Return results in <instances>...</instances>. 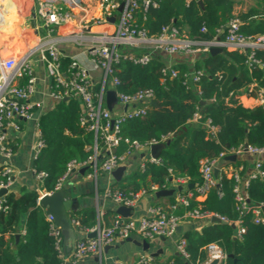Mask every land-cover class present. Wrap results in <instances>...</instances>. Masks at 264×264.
<instances>
[{"label":"trees","instance_id":"obj_1","mask_svg":"<svg viewBox=\"0 0 264 264\" xmlns=\"http://www.w3.org/2000/svg\"><path fill=\"white\" fill-rule=\"evenodd\" d=\"M254 1V7L239 14L243 23L241 32L246 36L264 34V0ZM234 3V0H160L156 7L148 8L144 14L138 13L137 23L152 35H158L163 26L173 25L180 33L186 28L188 37L210 40L233 16ZM202 26L207 28V32H200ZM202 54L194 66V70L203 73L199 81L200 94L184 84L187 71L183 66H172L178 70L175 78H163L161 68L164 64L158 61L157 55L146 65L121 60L115 66V76L121 81L119 89L122 92L130 94L140 89H152L156 103L149 104L144 116L122 122V138L145 144L151 140L161 142L164 137H170V142L160 151V162L144 161L142 168L129 172L111 186L125 194L140 190L152 192L151 186L161 189L175 178H185L187 184L191 183L193 187L180 191L179 194L186 197L188 203L186 206H176V214L197 209L200 213L221 216L228 222L240 218L241 226L245 229L240 238L235 237L236 229L230 224L217 222L201 230L185 232L182 237L186 240L189 253L187 263L176 255L167 264L203 262L207 257L205 248L210 244L218 245L226 254L223 264H264V220L256 223L251 209L239 215L233 192L234 179L224 171L225 166L242 164L243 169L239 173L244 175L246 164L240 160L224 162L217 174L219 187H211L201 201L197 200L196 191L201 182V159L216 158L220 152L243 143L264 146V109L260 106L244 107L230 97L231 92L245 90L252 82L264 89V69L248 67L246 54L238 51L223 48L219 53ZM255 57L264 61V49H256ZM70 61L69 58H61L63 71L67 70ZM100 90V84L93 86L94 93ZM200 100L204 103L201 104ZM82 112L79 100L68 97L56 101L51 109L40 114L37 125L43 145L33 159L32 167L35 173L42 172L44 176L37 190L17 194L9 189L3 195L2 203L7 209L0 210V264H61L53 238L49 235V223L39 205V191L54 192L70 161L84 163L92 155L94 134L80 124ZM196 112L201 117L193 121ZM206 119L217 127L214 138L209 136L204 125ZM128 148L129 145L122 140L115 152L122 154ZM260 169L262 175L249 180L245 193L253 206L259 204L264 217V160H261ZM89 171H92V167ZM147 177L149 185L146 184ZM188 193L191 195L188 196ZM168 199L170 205H176L172 196ZM113 213L109 210L103 214V218ZM23 218L25 233L18 241L15 253L9 242L13 241ZM71 218L86 228L95 225L97 215L95 210L88 209L72 212ZM114 218L107 223L108 226ZM6 234L10 235L9 240L4 238ZM230 254L232 257H229ZM37 257L38 262L35 261Z\"/></svg>","mask_w":264,"mask_h":264},{"label":"built area","instance_id":"obj_2","mask_svg":"<svg viewBox=\"0 0 264 264\" xmlns=\"http://www.w3.org/2000/svg\"><path fill=\"white\" fill-rule=\"evenodd\" d=\"M160 0H99L100 9L105 18H108L111 13L122 5L119 11L117 26L112 32H100L92 37L93 42L88 48L89 61L99 67L102 72V80L100 82L101 90L99 93L93 92V84L89 75V70L83 65L79 59L72 58L66 71L61 68V54L58 51L55 43L48 40L53 33L57 24L65 23L73 20V13L59 9L55 2L49 0H38L37 15L45 29L44 39L40 40L35 49L22 55H0V155L7 161L13 154V146L11 143L12 134H17L21 130V120H26L32 117V106L29 102V97L34 92L35 78L32 75L29 58L34 51H38L40 59L44 62L47 76L51 80L50 96L56 102L58 100L73 97L77 98L82 106L83 112L80 118V124L85 126L87 130L94 134L93 153L84 163L74 160L67 164L66 172L61 177L55 186V190L61 188L63 179L74 169L82 167L86 164L91 165L93 172L89 176H96L97 169L105 174H110L117 166L124 164L135 154L148 151L150 146L159 143L156 140H151L145 144L130 142L127 138H122L120 134V126L125 119L144 116L148 110L150 102L153 100L152 89H140L133 93H124L120 88L121 81L115 76V66L121 60H128L134 64L146 65L153 58L155 50L162 51L166 54H175L179 52L194 53L199 50L208 52L212 46H221L227 50L238 51L246 54V64L248 67L258 66L264 69V61L255 57L256 49H264V34L246 36L241 32L243 24L238 14L227 21L221 36V31L213 36L210 40H203L198 37L196 40H191L184 37L179 30L173 25H166L161 28L158 35L149 34L147 29L137 23V14H144L148 8L156 7ZM86 17L82 16L81 23ZM82 27V26H81ZM200 32H207V28L202 26ZM220 35V36H219ZM219 36V37H218ZM195 43H202L201 48H197ZM130 46L132 48H140L142 46H151L154 51L142 53L122 52L121 47ZM163 78H175L178 70L170 65H164L161 68ZM201 70H194L191 73H185L184 84L187 88H194L197 94H200L199 81L202 77ZM23 81V83H21ZM109 82L115 92L116 101L125 106L126 109L118 114H113L105 103L104 87ZM230 97L233 102L246 106V100L253 99L254 106H260L264 109V89L256 83H250L245 90L231 92ZM253 106V107H254ZM200 114L196 112L192 118L193 121L200 119ZM204 125L208 129L209 136L215 137L217 127L211 124L210 119L204 121ZM39 134V131H38ZM169 137H164L161 142H164ZM124 141L129 145L127 151L122 154H116L113 150L119 145L120 141ZM43 145L40 137L36 144L37 151ZM234 154L236 157L243 154H248L254 157L252 168L247 172L244 178L240 175V170L231 165L225 166L224 171L234 179L233 192L235 201L239 210V215L248 210H252L254 221L256 223L263 221V215L260 211L259 204L253 206V203L248 199L245 188L250 179L261 176L260 169L261 160L264 157V146L255 147L243 143L236 148L228 151H222L216 158L201 159L199 162V172L201 182L196 187L198 197H204L205 193L216 186L218 180L214 177V169L218 167V162L225 156ZM98 156L100 161L98 162ZM145 161L158 163L159 157L154 158L149 155ZM143 167L141 164L140 168ZM221 166H219V170ZM35 176L40 180L44 174L35 173ZM14 169L11 165H4L0 171V189H11ZM174 187L178 185H186L185 178H175L170 181ZM152 190L156 187L152 186ZM145 193L140 190L134 193H127L113 188L107 184L103 190V197L111 200L115 206L125 205L133 206L141 194ZM191 194L189 193L188 196ZM3 196L0 197V210H6L7 206L3 205ZM249 200V202H248ZM187 198L178 196L176 206H186ZM213 213H200L197 209L187 210L183 214L178 215L167 211L159 206L151 207L148 214L138 218L128 217L122 218L116 216L109 226H100L99 224L90 231H96L93 238H78L72 246L70 252L66 254L63 246V236L61 229L55 224L52 216L47 215L46 219L49 223V235L53 238L54 248L57 251V256L61 262L69 260L76 262L84 257L97 254L100 250L111 244L115 238L125 239L132 234H137L145 239H153L158 237L173 238L176 235V228L187 219L195 221L209 222ZM218 216V215H217ZM220 219L225 218L219 216ZM236 228V238H240L245 232L241 226L240 218L233 222ZM73 226H79L76 219H71ZM20 233L24 234L22 229ZM215 248V249H214ZM176 252L184 260L189 259V253L186 250V240L182 236L175 241ZM206 260L196 262L194 264H207L213 258L219 259V264H223L226 259V254L216 244L206 246ZM152 257L143 255L137 261V264H152ZM62 264V263H61ZM110 264H124L120 261H114Z\"/></svg>","mask_w":264,"mask_h":264},{"label":"crops","instance_id":"obj_3","mask_svg":"<svg viewBox=\"0 0 264 264\" xmlns=\"http://www.w3.org/2000/svg\"><path fill=\"white\" fill-rule=\"evenodd\" d=\"M5 0H0V13L7 9V11L12 10V14H15L10 20H6L3 15L0 14V55H15L22 56L31 50L35 49L39 41L44 39L45 29L42 26V22L37 15V4L38 0H22L23 5L18 6L19 0H8L9 4H13V9L11 7L3 6ZM55 2L59 9L70 11L73 13V20L57 24L54 28L53 33L49 36L48 40L55 43L58 51L62 58H76L79 59L83 65L89 70V75L93 85L100 84L103 76L102 70L94 66L89 61L88 48L93 42L92 37L100 32H112L117 26L118 19V8L113 11L108 18H105L100 9L99 0H49ZM238 0H234L233 14H235L239 7L236 6ZM256 5L255 1H250L248 6L254 7ZM4 8V9H3ZM86 17L81 23V17ZM18 17V18H17ZM17 20V21H16ZM8 26V27H7ZM82 26V27H81ZM6 27V28H5ZM5 28L4 30H2ZM6 31V32H5ZM3 32V33H2ZM181 34L191 40H196L198 37H188L187 29L183 28ZM24 35L27 39L22 36ZM8 40V41H6ZM22 45L25 47L23 48ZM202 43H195L197 48H201ZM122 52H133L142 53L147 51H154L151 46H142L140 48H132L130 46L121 47ZM154 55H157L158 61L162 62L164 65L170 66H183L186 68L187 73L194 71V66L197 58L201 57L202 51L199 50L194 53H184L179 52L175 54H166L162 51L155 50ZM30 67L32 75L35 78L34 82V92L29 97V102L32 106V117L26 120H21V130L17 134H12L11 143L13 146V154L7 161L0 155V171L4 165H11L14 169L12 175L13 183L11 189L15 193L19 194L21 191L38 189L39 179L35 176L32 171V162L37 155L36 144L39 139L38 134V118L40 114L51 109L55 103L53 98L50 96V85L51 80L47 76L45 70L44 62L40 59L38 51H34L30 58ZM106 90H113L112 85L107 82ZM105 103V97H104ZM106 105V104H105ZM255 102L253 99L246 100V106L253 107ZM126 109L125 106L121 105L119 102H114L111 105V112L113 114H118ZM141 153V152H140ZM138 155V154H135ZM134 155V156H135ZM150 155L149 150L145 151V156L143 158H137L134 163L128 164L126 167V174H123L122 178L126 176L129 172L135 171L140 168L141 164L148 159ZM133 157V156H132ZM131 157V158H132ZM130 158V159H131ZM98 162L100 161L98 156ZM129 159V160H130ZM236 160L244 162L247 166L246 173L241 175L243 178L246 176L247 172L252 168L254 157L248 154H243L238 156ZM264 160V157L262 158ZM232 167L238 170L243 169V165ZM86 168L83 172H80L81 168ZM91 165L86 164L82 167L72 170L62 181L61 187H65L67 192L70 193L71 198L74 200V209L70 212L83 211L88 209H93L96 212L97 218L96 223L93 227L83 228L81 226H73L75 231L79 234L86 235L90 230L96 227L98 224L100 226H106L110 223L114 216L117 214L106 215L103 218V214L107 211H114L115 204L103 197V190L107 184L112 185L114 180L110 178L109 174L100 172L96 176H89L93 172L89 171ZM1 177V175H0ZM121 178V179H122ZM149 177H147L146 184L150 183ZM117 182V181H115ZM152 187V186H151ZM156 187V186H154ZM165 188H176L171 182ZM157 190V187H156ZM153 190L152 192H145L139 196V198L134 203L132 215L133 218H138L148 214L151 207L159 206L167 211L176 214V207L172 208L170 205L169 197L171 196H161L155 197ZM179 191H175L172 197L177 200ZM40 197L44 194L43 191H39ZM189 194V193H188ZM39 197V198H40ZM204 197H198L197 200L201 201ZM176 204V203H175ZM179 206V205H178ZM43 213L45 215V209ZM178 214V213H177ZM181 215V214H179ZM72 219V218H71ZM47 220V219H46ZM264 220V217H263ZM211 224V222L206 221H195L187 219L180 225L182 228H186V231H182L173 238L161 237L146 239L150 241V246L148 251H144L141 246L137 245L133 241H124V239L115 238V240L104 246L99 253L91 254L83 259L70 262L69 260L62 261V264H110L114 261H120L124 264H137V261L143 255H149L152 257V264H167L170 259L176 256L175 241L178 237L183 236L187 231L201 230L204 226ZM108 226V225H107ZM24 229V218L19 224L16 233H19V238L16 242L14 235L13 241L9 242L12 250L16 253V245L19 240L22 239L24 234L20 231ZM236 229V228H234ZM15 233V234H16ZM10 235H4L5 240H9ZM135 242H141L143 237L132 234L130 236ZM158 252L157 256H153L151 253ZM207 255V251H206ZM18 259V258H17ZM39 258H36L38 262ZM36 264V263H31Z\"/></svg>","mask_w":264,"mask_h":264},{"label":"water","instance_id":"obj_4","mask_svg":"<svg viewBox=\"0 0 264 264\" xmlns=\"http://www.w3.org/2000/svg\"><path fill=\"white\" fill-rule=\"evenodd\" d=\"M200 3V1H199ZM123 4H120L118 7V11L121 10ZM224 29H222L221 33ZM220 36V35H219ZM218 36V37H219ZM223 51V47L221 46H212L209 48L210 54H215ZM105 97V104L106 107L111 110V105L116 102V96L114 90H106L104 93ZM67 98H64L63 100H66ZM151 105H155V101L152 100ZM200 103L203 104L204 101L200 100ZM170 142V137L166 139L164 142H159L156 144H153L149 148L150 156L157 158L159 156L160 151L164 148L165 145H167ZM115 150H113L114 152ZM145 156V152H141L138 155L133 156L130 160H127L124 164H121L117 166L113 171L110 172V178L114 181H120L123 174H126V167L128 164L134 163L137 158H143ZM100 159V158H99ZM237 157L232 154L225 156L221 161L218 162V167L214 169V177L217 179V174L219 171V166H222L224 162H234L236 161ZM86 168H81L80 172H83ZM193 187V184L188 183L187 185H178L176 188H161L157 189L154 192L155 197H161V196H172L175 191H184L186 188ZM216 187H219L218 182L216 183ZM7 192L6 188L0 189V197L3 196ZM249 202V200H248ZM74 200L71 198V195L69 192H67L65 187H61L58 190L52 192V193H44L39 198V205L45 209V214L50 215L53 217L55 224L61 229V233L63 236V246H64V252L68 254L74 245L75 241L78 238H93L96 235V231L89 232L86 235L79 234L75 231L73 225L71 224V216L70 212L74 209ZM133 207L131 206H125V205H118L115 206L114 212L122 217V218H128L132 215ZM209 221L211 223L217 222V223H224V224H230L232 228H235V224L233 222H228L226 220H222L217 215H213L210 217ZM186 231V228H182L181 226H178L176 228V233L179 234L180 232ZM16 242L19 238V233L15 234ZM162 239H165L164 237H161ZM124 241H133L137 245L141 246L144 251H148L150 246V241L143 239L141 242H135L132 240L131 237H127L124 239ZM108 247V246H106ZM215 249V248H214ZM154 257L157 256L158 252L151 253ZM176 255H179L176 252ZM229 257H232L230 254ZM185 263H187V260H184ZM207 264H219V259L213 258L211 261H209Z\"/></svg>","mask_w":264,"mask_h":264},{"label":"rangeland","instance_id":"obj_5","mask_svg":"<svg viewBox=\"0 0 264 264\" xmlns=\"http://www.w3.org/2000/svg\"><path fill=\"white\" fill-rule=\"evenodd\" d=\"M250 1L252 2V0H238L237 3H236V6H238L239 9H238V11L235 14H238L239 15L241 12H245V11L249 10L251 8L250 6H248V4H249ZM22 3H23V1L22 0H19L18 6H22L23 5ZM22 36H24V35H22ZM26 37L24 36L23 39L24 38L26 39ZM6 41H8V40H6ZM26 41H27V39H26ZM20 46H22L23 48H25L22 45V43H21Z\"/></svg>","mask_w":264,"mask_h":264},{"label":"bare ground","instance_id":"obj_6","mask_svg":"<svg viewBox=\"0 0 264 264\" xmlns=\"http://www.w3.org/2000/svg\"><path fill=\"white\" fill-rule=\"evenodd\" d=\"M12 1V0H11ZM13 5V4H12ZM12 5L11 4H9V1L8 0H5L4 1V4H3V6H6L7 8H8V6L9 7H11L10 9H13V7H12ZM4 9V8H3ZM7 10H9V9H7ZM7 10H5L4 12H3V14H1V15H3V17L6 19V20H10L12 17H14L15 16V14H12V10H10V11H7ZM18 18V17H17ZM17 21V20H16ZM8 27V26H7ZM6 28V27H5ZM5 28H3L2 30H4ZM6 32V31H5ZM3 33V32H2Z\"/></svg>","mask_w":264,"mask_h":264}]
</instances>
